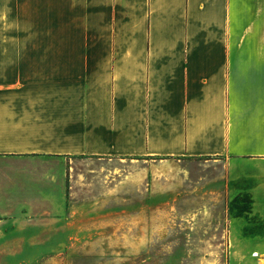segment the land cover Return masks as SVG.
I'll use <instances>...</instances> for the list:
<instances>
[{"label":"crops","instance_id":"crops-1","mask_svg":"<svg viewBox=\"0 0 264 264\" xmlns=\"http://www.w3.org/2000/svg\"><path fill=\"white\" fill-rule=\"evenodd\" d=\"M220 165L231 239L250 212L264 241V0H0V241L33 244L10 256L124 264L101 241L154 238L160 192Z\"/></svg>","mask_w":264,"mask_h":264},{"label":"rangeland","instance_id":"rangeland-1","mask_svg":"<svg viewBox=\"0 0 264 264\" xmlns=\"http://www.w3.org/2000/svg\"><path fill=\"white\" fill-rule=\"evenodd\" d=\"M95 161L90 165L115 169L121 168L120 163H125L108 159ZM203 163L207 162L204 160ZM224 168L220 165L208 166L201 171L198 169L202 183L207 184L206 190L196 191V187L188 185L175 194L171 193V196L168 192H160L159 232L154 234V238L101 241V245H111L118 252L120 249L125 250L126 255H122L126 258L124 264H264V241L248 238L259 235L254 234L252 229L255 226L251 222L252 213L246 212L244 220L239 219L236 222L237 226L247 228V233H243L244 239H247L246 244L241 240L231 239V204L225 193L217 191L215 184L217 175ZM172 170L173 168L170 171ZM186 175L189 176V173ZM191 183L196 185L198 181ZM167 202L172 207H168L165 204ZM240 234L243 238L241 232L238 233ZM15 242H22L26 248L33 246L32 241H0V264L25 263L24 260L28 257L17 258L8 254L9 248L14 246ZM74 242L40 241L38 244L45 249L58 250L71 247ZM91 242L95 244V241ZM239 252L241 255L236 254ZM47 257L49 256L38 257L36 264H41ZM78 258L79 264H91L85 257Z\"/></svg>","mask_w":264,"mask_h":264}]
</instances>
